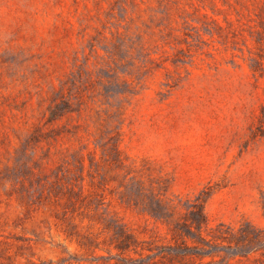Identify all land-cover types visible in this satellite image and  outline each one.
<instances>
[{
	"label": "rangeland",
	"instance_id": "374dc122",
	"mask_svg": "<svg viewBox=\"0 0 264 264\" xmlns=\"http://www.w3.org/2000/svg\"><path fill=\"white\" fill-rule=\"evenodd\" d=\"M0 264H264V0H0Z\"/></svg>",
	"mask_w": 264,
	"mask_h": 264
},
{
	"label": "trees",
	"instance_id": "16d2710c",
	"mask_svg": "<svg viewBox=\"0 0 264 264\" xmlns=\"http://www.w3.org/2000/svg\"><path fill=\"white\" fill-rule=\"evenodd\" d=\"M198 227L201 228V223H198Z\"/></svg>",
	"mask_w": 264,
	"mask_h": 264
}]
</instances>
